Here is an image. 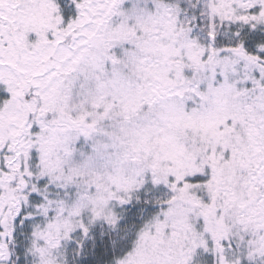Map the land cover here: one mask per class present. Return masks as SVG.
I'll return each mask as SVG.
<instances>
[{
  "label": "snow or ice",
  "instance_id": "1",
  "mask_svg": "<svg viewBox=\"0 0 264 264\" xmlns=\"http://www.w3.org/2000/svg\"><path fill=\"white\" fill-rule=\"evenodd\" d=\"M0 264H264V0H0Z\"/></svg>",
  "mask_w": 264,
  "mask_h": 264
}]
</instances>
